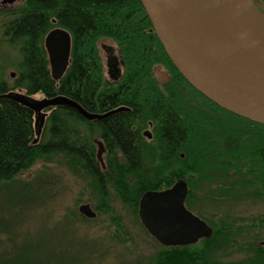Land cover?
Masks as SVG:
<instances>
[{
	"label": "trees",
	"instance_id": "trees-1",
	"mask_svg": "<svg viewBox=\"0 0 264 264\" xmlns=\"http://www.w3.org/2000/svg\"><path fill=\"white\" fill-rule=\"evenodd\" d=\"M0 16L7 19L3 40L21 56L15 60L14 78L0 72V188L10 191L7 211L17 206L25 210L42 186L38 180L17 182V176L56 154L65 157L75 174L91 178L102 210L112 211L107 195L111 185L143 225L139 212L143 194L171 187L180 179L189 185L186 204L196 196L193 189L198 183L212 180L226 184L228 191L250 189L252 198L264 200V124L226 110L185 79L153 30L141 0H24L14 9H0ZM55 27L72 35L71 63L60 80L51 75L45 48V37ZM103 39L115 42L125 61L123 78L111 87L104 76L99 45ZM1 58V67L15 59L8 53ZM160 65L166 70L163 81L156 77ZM104 90L123 92L110 102L115 107L130 105L135 111L100 122L87 120L72 107L57 106L37 143L34 112L2 96L12 91L64 95L97 111ZM149 121L154 124V137L138 143L137 130ZM135 124L138 129H132ZM99 129L108 143L104 167L96 154ZM211 168L219 170L217 177L209 173ZM232 226L212 225L210 237L190 245L166 246L156 239L158 250L148 264H264V245L251 241L239 246V234ZM235 245L252 255L224 261V252ZM31 249L0 255V264H78L63 252L36 261L29 255Z\"/></svg>",
	"mask_w": 264,
	"mask_h": 264
},
{
	"label": "water",
	"instance_id": "water-1",
	"mask_svg": "<svg viewBox=\"0 0 264 264\" xmlns=\"http://www.w3.org/2000/svg\"><path fill=\"white\" fill-rule=\"evenodd\" d=\"M141 2L170 60L191 85L226 110L264 124V12L255 0ZM45 48L51 75L60 80L70 63V32L63 27L50 30L45 37ZM109 67L113 75V66L109 64ZM2 96L34 112V143L40 139L47 108L73 107L89 120L103 116L87 111L64 95L37 99L12 91ZM103 150L100 143V160ZM188 193V182L180 179L169 188L149 190L140 199L142 222L163 245L195 244L213 233L204 219L186 207ZM79 211L87 218L98 214L90 203L81 204Z\"/></svg>",
	"mask_w": 264,
	"mask_h": 264
},
{
	"label": "rangeland",
	"instance_id": "rangeland-1",
	"mask_svg": "<svg viewBox=\"0 0 264 264\" xmlns=\"http://www.w3.org/2000/svg\"><path fill=\"white\" fill-rule=\"evenodd\" d=\"M23 1L0 0V9H14ZM255 2L264 12V3L261 0ZM6 20L5 16H0V62L4 53L15 59L11 65H0V72L11 79L17 74L16 63L21 56L17 48L3 40ZM101 54L106 60L107 54L104 51ZM32 96L41 99L44 94ZM99 149L96 143V154ZM103 160H106V152ZM208 171L212 177L219 175L218 169ZM29 180H38L42 186L34 202L25 210L17 206L7 211L10 191L0 188V255L32 248L29 255L36 261L44 255L53 257L55 252H63L78 264H131L138 260L148 264L158 250L157 240L117 190L111 185L107 187L108 205L112 211L102 210L100 195L94 190L91 178L75 174L64 156L56 154L51 160L38 161L16 178L17 182ZM213 181L198 183L193 189L196 196L187 206L216 228L233 225V232L239 234V246L251 241L264 245V200L252 198L250 189L237 187L228 191L226 184ZM83 203H90L97 211L95 218H87L79 211ZM224 254L223 260L229 263L252 255L236 245Z\"/></svg>",
	"mask_w": 264,
	"mask_h": 264
},
{
	"label": "flooded vegetation",
	"instance_id": "flooded-vegetation-1",
	"mask_svg": "<svg viewBox=\"0 0 264 264\" xmlns=\"http://www.w3.org/2000/svg\"><path fill=\"white\" fill-rule=\"evenodd\" d=\"M56 28V27H55ZM54 29V28H53ZM71 34V33H70ZM72 36V35H71ZM105 41H108V43H105ZM100 52L104 51L107 56H106V60L103 59V56H102V60L104 62V67H105V73H104V76H105V81L107 83V85H109V87H111L112 85L118 83L121 81V79L123 78L124 76V72H125V61L124 59L120 56V53L118 51V46L115 42H113L111 39H103L101 42H100ZM71 55H72V48H71ZM114 57H117V60L114 61ZM70 63H71V56H70ZM70 63H69V66H70ZM109 64H111L113 66V75L110 74V67H109ZM68 66V68H69ZM67 68V70H68ZM158 70V74L156 75L157 79L160 80V81H163V77L162 76H165V72L166 70L164 69V67L162 65H160L159 67H157ZM67 72V71H66ZM66 74V73H65ZM64 74V75H65ZM162 74V76H161ZM101 96L100 98L97 100V111H90L88 109H86L80 102L82 107L84 109H86L87 111L91 112V113H95V114H99V115H103L102 117L100 118H96L94 120H90V121H100V122H103V121H107L109 119H111L114 115H116L117 113L119 112H132V111H135L134 110V107L130 106V105H127V104H121V105H118V106H113V101L110 102L111 98H116L118 97V95L120 94H123V92H120V91H115V90H104V91H101L100 92ZM34 97V96H33ZM44 97H46L44 95ZM76 101V100H75ZM108 101L110 103H108ZM56 108V107H55ZM73 108V107H72ZM120 108H124L122 110H119V111H115L114 113H111L112 111L114 110H117V109H120ZM54 109L53 107H50V108H47L46 111L48 112L47 116H46V119L48 118V116L50 115L51 113V110ZM75 109V108H74ZM77 110V109H76ZM50 111V113H49ZM78 111V110H77ZM83 116V115H82ZM84 117V116H83ZM86 118V117H84ZM87 119V118H86ZM89 120V119H87ZM46 122V120H45ZM45 125V124H44ZM44 128V127H43ZM132 129H138V124H135V125H132ZM43 132V130H42ZM41 132V134H42ZM137 133H138V137L137 138V142L138 143H141L143 144V141L145 142H150L152 141L153 137H154V124L152 122H148V124L146 125H141V128L139 130H137ZM41 137V136H40ZM106 136L103 135V132L101 129H99L97 131V134H96V138H95V144L97 143L100 147V143L103 144V147H104V150H103V153H102V160H100L99 156H98V153H97V158L99 159V161H101V164L103 165V167L105 166V163H106V160L104 161L103 160V154L106 152V159H108L109 157V153H108V149H107V141H106ZM100 150V149H99ZM99 152V151H98ZM118 156L122 157L120 153H118ZM117 156V155H116ZM169 188V187H168ZM166 189V188H165ZM160 190H163V189H160ZM189 195V193H188ZM188 198V196H187ZM187 200V199H186ZM186 207L192 211L194 214H196L192 209H190L187 204H186ZM198 215V214H196ZM199 216V215H198ZM202 218V217H201ZM208 225L212 228V225L208 223ZM145 227V225H144ZM212 231H213V228H212ZM213 234V233H212ZM154 237V236H153ZM155 238V237H154ZM156 239V238H155ZM201 240V239H200Z\"/></svg>",
	"mask_w": 264,
	"mask_h": 264
}]
</instances>
